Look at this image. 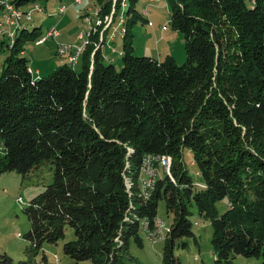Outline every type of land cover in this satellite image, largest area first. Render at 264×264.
I'll return each mask as SVG.
<instances>
[{"label": "trees", "instance_id": "1", "mask_svg": "<svg viewBox=\"0 0 264 264\" xmlns=\"http://www.w3.org/2000/svg\"><path fill=\"white\" fill-rule=\"evenodd\" d=\"M112 1L98 0L102 15ZM11 2L26 13L37 0ZM136 2L126 3L125 15L135 16L126 18L120 69L95 46L99 33L89 35L80 70L64 60L40 77L24 51L45 34L42 26L32 21L2 41L10 52L0 66V175H27L44 163L54 170L24 208L25 238L39 249L70 226L75 236L63 252L75 264H129L130 241L143 246V222L162 218L164 200L173 214L164 264H179L177 240L194 235L192 206L213 227L215 264H235L238 255L264 264V0H167L172 27L184 35L182 64L134 54L130 27L143 17ZM185 149L201 182L186 168ZM146 155L172 158L171 176L153 167L148 195ZM0 264L26 262L1 253Z\"/></svg>", "mask_w": 264, "mask_h": 264}, {"label": "rangeland", "instance_id": "2", "mask_svg": "<svg viewBox=\"0 0 264 264\" xmlns=\"http://www.w3.org/2000/svg\"><path fill=\"white\" fill-rule=\"evenodd\" d=\"M34 3H30L24 8L33 11ZM37 3L42 7V10L32 12L33 23L42 26L45 34L49 28L54 26L61 32L60 36L49 37L41 44L29 41L25 45L24 55L29 60V67L34 76L40 77L48 75L62 63L57 55L60 44L82 43L83 40L79 38L82 33H86V39L87 34L91 31V19L89 18H93V15L95 17V12L100 9V3L98 0H84L81 3L74 0H37ZM113 3L114 0L112 5ZM61 4L67 5V13L63 16L58 14ZM119 6L120 0L117 1L116 9H119ZM135 8L143 17L138 16L136 23L130 27L134 35V54L152 56L160 60L170 55L177 60V63H184L186 60L184 35L172 27L170 7L167 0H137ZM145 10L149 12L147 15H145ZM21 12L23 19H26V13ZM84 12H86V18L83 16ZM121 14H124L122 33L120 32L116 39L109 42V47L107 44H103L104 54L113 57V60L107 61L114 63L117 69L122 67L120 52L123 45L122 36L126 32V18L132 19L135 12L132 11L130 14L125 15V11L121 8V11L115 15V20ZM150 21L152 24H149ZM1 22L3 32L6 31L8 34L15 29L3 16ZM10 40L12 42V39ZM2 41H8V37L0 35V66L10 52L6 44H2ZM112 50H115V52H112ZM81 66L82 62L80 61L75 67L80 70ZM184 163L195 181L201 182V175L193 162V153L189 149L184 151ZM53 180L54 170L49 163L42 164L27 175L17 171H8L0 175V254L7 253L17 263H76L74 259L63 252L64 243L75 236L74 230L70 226L66 227V237L64 239L57 244L44 243L39 249L32 247L31 242L25 238V234L29 231L31 225L24 208L29 205L36 195L44 191L46 186ZM216 206L219 212L223 213L228 208V199L220 200ZM191 209L193 213L190 218L193 222L194 235L177 240L175 256L179 259V264H215V254L211 247L213 235L211 222L201 216L195 206H192ZM158 212L168 222L173 220V214L168 215L166 213L164 200L160 201ZM19 233L21 236H18ZM141 236L143 246L138 245L132 239L126 261L129 264H164V242L154 243L144 233H141ZM183 242L186 243V247L181 245ZM258 263L257 258H246L242 255L235 258V264ZM81 264H92V262L87 260Z\"/></svg>", "mask_w": 264, "mask_h": 264}, {"label": "built area", "instance_id": "3", "mask_svg": "<svg viewBox=\"0 0 264 264\" xmlns=\"http://www.w3.org/2000/svg\"><path fill=\"white\" fill-rule=\"evenodd\" d=\"M77 3H81L84 0H74ZM92 1V0H90ZM118 0H114L112 5L111 12L106 15H102L100 13V9L95 12V17L91 19V31L85 39L86 33H82L80 35V39L83 40L82 43L79 44H60L58 46L57 55L60 57L61 60H71L75 63L80 62L81 55L85 50L87 44H89L90 38L89 35L91 33H99V40L96 43L97 48H102L103 44L106 43V40H114L121 32L123 26V16L121 14L115 20V11H116V4ZM128 0H120V7L123 11H125V4ZM2 4V11H3V18L9 21V24L12 27H15L14 30H11L8 34L2 31V22L0 19V35L7 36L9 42L11 41V37L16 30V27L19 25H28L33 21V11H41L42 7L38 3H34L33 11L26 9V20L25 23H18V16L15 14V9H12V2L11 0H1ZM67 13V5L61 4L59 6L58 14L65 15ZM149 12L145 10V15ZM84 18H86V12L84 13ZM95 19V21H94ZM149 24H152L150 21ZM61 35L60 30L57 29L56 26L49 28L47 30L46 35H42L36 42L41 44L49 37H58ZM171 163L172 158L168 155H162L157 157H150L146 155L144 158V162L142 165L141 171V178H142V189L145 194H149L150 188H154L155 184V176L153 175V167H162L165 172L171 176ZM21 200V198H20ZM143 229L146 231L148 239L154 243L157 242H165L166 238L168 237V233L171 229V224L168 222L164 217L156 218L153 226L149 225L147 221L143 222ZM18 236H21L19 233Z\"/></svg>", "mask_w": 264, "mask_h": 264}, {"label": "bare ground", "instance_id": "4", "mask_svg": "<svg viewBox=\"0 0 264 264\" xmlns=\"http://www.w3.org/2000/svg\"><path fill=\"white\" fill-rule=\"evenodd\" d=\"M93 1V0H92ZM12 9H15V14L18 16V23H22L21 21H22V19H23V14H22V12L21 11H19L18 9H16V6L14 5V4H12ZM25 15V14H24ZM124 18V17H123ZM20 26H22V25H19V26H17L16 28H18V27H20ZM122 33V32H121ZM14 34V33H13ZM47 34V33H46ZM46 34H44V35H46ZM12 37H13V35H12ZM63 62H65L64 60H62ZM71 63H73V64H75V62L74 61H71V60H69ZM67 63H68V61H67ZM74 66V65H73ZM154 171V170H153ZM153 175H155V173L153 172Z\"/></svg>", "mask_w": 264, "mask_h": 264}, {"label": "crops", "instance_id": "5", "mask_svg": "<svg viewBox=\"0 0 264 264\" xmlns=\"http://www.w3.org/2000/svg\"><path fill=\"white\" fill-rule=\"evenodd\" d=\"M24 9H26V8H24ZM24 9H23V10H24ZM44 10H45V8H44ZM116 38H117V37H116ZM116 38H115V39H116ZM106 41H107V42H106L105 44H107L108 47H109V42H111V41H113V40H111V41L106 40ZM101 50H102V52L104 53V51H103V46H102V49H101ZM112 52H115V50H112ZM107 55H108V54H107ZM107 55H106V56H107ZM109 56H110V55H109ZM107 57H108V56H107ZM61 61H62V60H61ZM66 61H68V60H66ZM66 61H65V62H66ZM65 62H62V63H65Z\"/></svg>", "mask_w": 264, "mask_h": 264}]
</instances>
